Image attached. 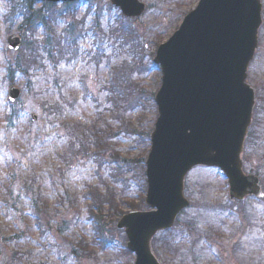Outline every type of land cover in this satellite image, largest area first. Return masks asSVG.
Wrapping results in <instances>:
<instances>
[{
    "label": "rangeland",
    "instance_id": "374dc122",
    "mask_svg": "<svg viewBox=\"0 0 264 264\" xmlns=\"http://www.w3.org/2000/svg\"><path fill=\"white\" fill-rule=\"evenodd\" d=\"M141 1L146 5L145 12L133 20L125 18L132 23L128 26L135 39V48L130 51L122 35L127 32L112 29L119 12L109 7L107 0L79 1L68 9L62 8L63 3L0 0V200L3 188L8 187L12 195L7 202H16L14 207L0 202V264L133 263V254L124 251V234L115 227L119 213L104 203L99 219L102 235L98 238L91 231L92 221L85 219L91 204L87 192L97 185L103 193L101 182L109 181L114 164H108L107 154L100 158L77 157L70 163H64L61 157L69 125L105 128L109 123L111 131L117 133L110 136L112 143L125 165L130 166L124 173L128 186H124L123 197L134 204L142 198L141 209H148L144 204L145 187L141 189L134 179L138 163L133 160L145 159L149 135L140 139L138 134L131 137L128 132L133 127L150 132L156 108L143 111L128 102L137 104L134 95L157 90L160 71L147 63L152 61L157 45L170 37L198 0ZM260 1L263 23L257 52L247 72L248 82L256 88L257 101L243 168L259 177L264 190V0ZM10 8L15 15L9 14ZM38 11L54 23L47 30L36 24L32 33L25 34L26 14ZM72 18L81 22V29L67 30ZM68 33L78 36L76 46H66ZM10 34L21 39L17 51L7 47L6 37ZM28 41L37 47L39 65H24L25 76L14 71L9 75L14 63L27 53L24 43ZM65 48L70 55L62 58ZM47 49L52 57L47 56ZM138 54L142 68L135 63ZM96 57L98 60H91ZM54 58L53 65L50 60ZM122 72L121 80L118 74ZM9 85L20 90L14 102L7 98ZM54 102L61 106L55 115L45 109ZM11 109L15 122L9 126L6 116ZM121 120L131 125L124 127ZM105 134L108 136V132ZM26 181L33 184V190L26 191ZM114 188L119 190L120 186ZM184 194L190 206L169 232L157 234L152 241L161 264H264V199L231 203L225 176L210 167H196L188 173ZM68 196L76 200L70 202ZM34 198L39 200L37 221L31 209ZM40 200H45L46 206ZM118 206L123 213L131 210L120 201ZM42 207H47L48 215L41 213ZM93 210L96 213L97 208ZM79 240H85L88 248L79 247Z\"/></svg>",
    "mask_w": 264,
    "mask_h": 264
},
{
    "label": "water",
    "instance_id": "95a60500",
    "mask_svg": "<svg viewBox=\"0 0 264 264\" xmlns=\"http://www.w3.org/2000/svg\"><path fill=\"white\" fill-rule=\"evenodd\" d=\"M72 2L76 0H39ZM123 16H140L139 0H109ZM259 0H199L169 39L158 45L153 63L161 83L154 95L157 117L145 159L149 210H132L117 221L126 236L133 264H160L151 240L171 228L189 205L184 178L195 166L219 168L225 175L230 200L264 198L259 179L243 171L242 153L255 104L247 68L257 47L261 26ZM17 50L20 38H6ZM8 99L20 91L9 86ZM35 119V115H31Z\"/></svg>",
    "mask_w": 264,
    "mask_h": 264
},
{
    "label": "trees",
    "instance_id": "16d2710c",
    "mask_svg": "<svg viewBox=\"0 0 264 264\" xmlns=\"http://www.w3.org/2000/svg\"><path fill=\"white\" fill-rule=\"evenodd\" d=\"M70 4H72V3L63 4L62 8L68 9L70 7ZM108 6L110 7L109 4H108ZM9 11H10V13H9L10 15H15L14 13H16L14 10L12 11L11 8ZM96 14H97V10H96ZM10 15H9V17H10ZM118 16H119L118 19H116V26L114 28L112 27V29H116L120 33H122V32L126 33L127 32V34H122V35H124L125 43L130 45V47H131L130 51H133V49L135 48L134 33H132L133 30L130 29V25L128 26L129 23L130 24H132V23L129 20H126L125 18H123L120 14H118ZM24 19H25V23H27V29L24 31L25 34H28V32L32 33L31 29L32 28L34 29L36 24L42 25L47 30L48 29L47 27H49L50 24L54 23V20L51 21V20H48V18L45 19V17L39 11L36 12L34 15H32L29 12V15L26 14ZM72 20H73V22H71L69 24V27H67V30L69 29L70 31L71 30L73 31L74 28L77 29L79 27V25L81 24V22H79V21L76 22L77 20H74V18H72ZM97 26H98V21L95 17L94 29H96ZM126 26H128V27H126ZM79 29H81V28L79 27ZM129 31H130V33H129ZM77 37L78 36H74L71 33H68L67 38L65 39L66 46L67 47L70 45L76 46ZM55 43L57 44V40L55 41ZM24 44H25L24 47H25L27 53L26 54L23 53L22 57L19 58V60H17L14 63V65H13L14 68L12 70L8 71L9 75H12V71H14V72L21 73L22 75L25 76L26 72L24 70V67L27 64H33L34 66H36V65H39V63H40L39 54H35L37 47L33 46V43L29 42V41L25 42ZM72 51H74L73 48H72ZM75 51H77V50H75ZM136 52H139V50ZM46 53H47L48 57H52L50 55L49 49L46 50ZM74 53L75 52H73V54ZM61 55L63 58L64 56L70 55V53L66 49V51H64L63 54H61ZM139 56H140V54H138V57H136L135 63L140 68H142V67H144V65L141 63L142 62L141 57H139ZM69 59H71V58H69ZM96 59H97V57L95 59L92 58L91 60L94 61ZM50 61H53V65H54V63H56V58H54ZM149 64H152V61L147 63V65H149ZM28 67H30V66H28ZM120 75H124V72L118 74V78L119 79L121 78V80H122V76H120ZM8 78L10 79V76ZM140 92H142V91H140ZM154 92L155 91H152V90L151 91L145 90V93H141L137 97H136V95H134L135 96L134 100L137 101V104H133L132 100L129 101L128 103L131 104V105L129 104L130 106H134L132 108H137V109L141 108L143 111L144 110L146 111V109H148L149 107H155V104L153 103ZM66 103L68 104L69 102H66ZM68 105L71 106L72 104H68ZM60 107H61L60 104H57L56 102H54V104L49 103L48 108L45 107V109L49 112L51 111L49 114L53 113V115H55L57 113L56 111L60 110ZM129 109H131V108H129ZM113 117H115V116H113ZM140 117L142 118V116H140ZM115 118H117V117H115ZM6 120H7L6 122L8 123L9 126L12 125L11 123L15 122L14 111H12V109L10 110L9 114H7ZM141 120L142 119H139L138 123H141ZM121 123L124 127L131 125L129 121H125V120H121ZM67 131H68V133L64 135V139H65L64 145H65L66 150L61 157L64 163H70L74 158H77V157L88 158V157L93 156V158H94V157L98 156L97 158H100V155L103 156L104 154H107L108 164H110V165L114 164V166L111 167L110 172H109V178H110L109 181L101 182V183H103V186H104L103 193L101 194L102 191L99 190V187L97 185H94L87 192V194L89 195V197L91 199V204H89L87 206V212H86L87 216L85 217V219L92 221L93 224L91 227V231L93 232L94 236L96 238H98L102 235V229H101V224L99 223V219H100V213L102 212V208L104 206V203L107 204L108 208L112 209L115 214L119 213L121 215V214H123V212L121 211L120 206H118V201H120L122 203H126L127 205L130 206L131 209H141L142 207H140V205L143 203V199L141 198L138 203L134 204L133 202H130L129 200L126 201V199L123 197L125 194V191H126V189H124V186H128V183H127L128 180L125 177L124 173L126 170H128L130 168V166L125 165L124 159L120 158L119 153L116 151L114 144L112 143V138L110 136H114L117 133L111 131V125L109 123L105 124V128L96 127L94 125H92L91 127L88 128L85 125L73 123V124L69 125ZM125 131L128 132L129 130H125ZM107 132H108V136H107V134H105ZM136 134H138L139 138L141 139L142 137H147L149 135V132L142 130V128L137 129L136 127H133L128 132V135L131 137H134ZM22 138H24V137H22ZM27 141L29 142V138H27ZM33 149H34V147H33ZM36 150L38 151V148ZM143 160H144L143 157L136 158L135 160H133V162L135 164L138 163V167H136L137 170L134 174V179H136L137 183H139V186L141 189H144V187H146L145 181H144V165L142 163ZM110 180L112 181L113 188H114V186L115 187L120 186V189L119 190H116L115 188L113 189L111 186ZM24 188L26 189L27 192L29 191V189L33 190V184L26 181ZM99 191H101V192H99ZM87 194L84 196H87ZM10 195H12V193L10 192L9 188L4 187L2 198H1L0 202H4L6 205H9L10 207H14L16 204L15 201H14L13 205L11 203L9 204L7 202V198L10 197ZM68 198H69L70 202L76 200V197L71 198L68 196L67 199ZM117 198H118V201H117ZM40 201L42 203V206H46L45 200H40ZM38 202H39V200L35 199V198L31 202V206H33L31 209L33 210V215L36 216V221L39 218L38 217V211H37V208L39 206ZM94 208H97L96 213L93 210ZM41 213L48 215L49 212H48L47 207H44V208L42 207ZM35 216H34V218H35ZM124 240H125V237H124ZM94 242H95V240H94ZM77 244L79 247H81L83 249L88 248V244L85 240H79L77 242ZM157 246L158 247H155V248L157 250H159L160 247H159V245H157ZM124 251L126 254L127 253L130 254L128 251H126V250H124ZM164 252H166V250H164ZM167 253H171V252H169V250H168Z\"/></svg>",
    "mask_w": 264,
    "mask_h": 264
}]
</instances>
